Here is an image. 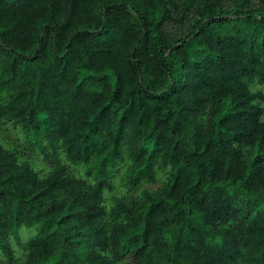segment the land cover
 I'll return each instance as SVG.
<instances>
[{
    "label": "trees",
    "instance_id": "1",
    "mask_svg": "<svg viewBox=\"0 0 264 264\" xmlns=\"http://www.w3.org/2000/svg\"><path fill=\"white\" fill-rule=\"evenodd\" d=\"M255 85L264 0H0V264H264Z\"/></svg>",
    "mask_w": 264,
    "mask_h": 264
},
{
    "label": "rangeland",
    "instance_id": "2",
    "mask_svg": "<svg viewBox=\"0 0 264 264\" xmlns=\"http://www.w3.org/2000/svg\"><path fill=\"white\" fill-rule=\"evenodd\" d=\"M254 89H260V90H263V91H264V87H263V86H260V85H255V86H254ZM36 164H37V167H38V168L42 167V165H43L41 160H37ZM73 171H74V173H75L76 175H80L79 170L73 169ZM80 176H81L82 178H85V177L82 176V175H80ZM26 233H27V232L24 230V231H23V238H22L23 241L25 240V238H26V236H27ZM13 245H14V248H15V250H16V253H17L18 255H21L23 249H21V247H19L17 244H15V242H13Z\"/></svg>",
    "mask_w": 264,
    "mask_h": 264
}]
</instances>
